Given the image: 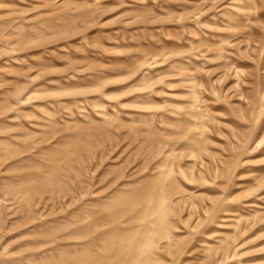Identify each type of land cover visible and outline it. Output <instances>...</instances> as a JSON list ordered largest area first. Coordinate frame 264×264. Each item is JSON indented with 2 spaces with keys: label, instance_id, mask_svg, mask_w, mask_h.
Listing matches in <instances>:
<instances>
[{
  "label": "rangeland",
  "instance_id": "374dc122",
  "mask_svg": "<svg viewBox=\"0 0 264 264\" xmlns=\"http://www.w3.org/2000/svg\"><path fill=\"white\" fill-rule=\"evenodd\" d=\"M0 264H264V0H0Z\"/></svg>",
  "mask_w": 264,
  "mask_h": 264
}]
</instances>
